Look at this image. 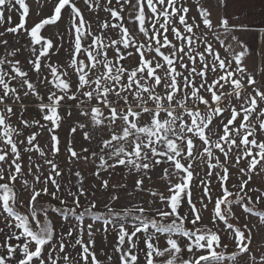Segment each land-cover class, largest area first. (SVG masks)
Instances as JSON below:
<instances>
[{"label": "snow or ice", "instance_id": "6c2138e0", "mask_svg": "<svg viewBox=\"0 0 264 264\" xmlns=\"http://www.w3.org/2000/svg\"><path fill=\"white\" fill-rule=\"evenodd\" d=\"M232 2L0 0V264H264V22Z\"/></svg>", "mask_w": 264, "mask_h": 264}, {"label": "rangeland", "instance_id": "374dc122", "mask_svg": "<svg viewBox=\"0 0 264 264\" xmlns=\"http://www.w3.org/2000/svg\"><path fill=\"white\" fill-rule=\"evenodd\" d=\"M34 3L37 5V11L40 8H44L43 0H34ZM212 6L215 5V0H211ZM230 12L237 13V12H245L246 16H244L241 20H233V23H247L251 25L254 29H259L264 22V0H233L232 4L230 5ZM44 11L47 12V8H44ZM33 21L38 22V17L35 13L31 16L28 20L29 24H32ZM14 22H18L14 15ZM61 27H65V25H61ZM57 29L53 27H48L46 31H44V35L48 36L50 33H54ZM241 36V39L247 40L250 44L253 43L255 39L254 32H247V33H238ZM21 43H24L23 38L21 39ZM255 184L258 185L264 181L261 180L260 177H254ZM260 208L261 206H257ZM111 240V237H110ZM257 243H260L259 236L257 237Z\"/></svg>", "mask_w": 264, "mask_h": 264}]
</instances>
